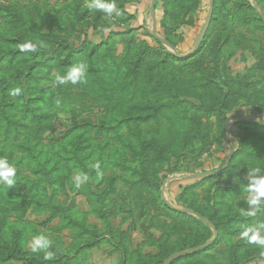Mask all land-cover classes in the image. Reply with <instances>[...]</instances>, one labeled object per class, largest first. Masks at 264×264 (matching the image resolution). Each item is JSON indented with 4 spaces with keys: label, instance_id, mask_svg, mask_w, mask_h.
<instances>
[{
    "label": "rangeland",
    "instance_id": "rangeland-1",
    "mask_svg": "<svg viewBox=\"0 0 264 264\" xmlns=\"http://www.w3.org/2000/svg\"><path fill=\"white\" fill-rule=\"evenodd\" d=\"M151 1L0 0L8 264H164L212 237L165 200L220 236L169 264L264 260V0H214L185 62L152 36ZM209 5L157 0L158 35L189 55ZM225 118L258 119L227 139ZM231 140L232 171L187 178L222 169Z\"/></svg>",
    "mask_w": 264,
    "mask_h": 264
},
{
    "label": "water",
    "instance_id": "water-1",
    "mask_svg": "<svg viewBox=\"0 0 264 264\" xmlns=\"http://www.w3.org/2000/svg\"><path fill=\"white\" fill-rule=\"evenodd\" d=\"M156 2L157 0H152L151 1V17L153 20V29H152V36L158 40L160 43H162L165 47H167L168 49H170L172 52H174L175 56L180 58V59H187V58H191L194 57L195 55H197V53L199 52L200 48L203 46V42L205 41L206 35L209 31L211 22H212V18H213V13H214V0H210V5H209V9H208V14H207V21L206 24L204 26L203 31L201 32L199 39L193 49V51L189 54V55H181L177 52L176 48L170 43L168 42L166 39L161 38L158 33H157V27H156V16H155V7H156ZM255 10L257 11V13L259 14V16L264 19V14H262L260 12V10L258 9V7L254 6ZM259 118H264V115L260 116ZM256 119H246V118H235V119H231L228 120L225 123V134H226V138L230 139V123L232 120H235L236 122H253ZM231 144H232V153L231 155L228 157L225 166L217 171H213V172H204V173H200V174H194V175H190L187 178L188 179H205V178H212L214 176L220 175L222 174L224 171H226L228 169V167L230 166V163L235 155V148H234V143L231 140ZM165 202L167 203V205L175 210L178 211L180 213L192 216L194 218H196L197 220L201 221L203 224H205L206 226H208L212 232H213V237L205 242L204 244L193 248V249H189L180 253H176L171 255L164 264H169L171 261L176 260V259H180V258H184L193 254H196L198 252H201L203 250L208 249L212 244H214L218 238V231L216 229V227L205 217L199 215L198 213L191 211V210H187V209H179L173 205H171L167 200H165ZM253 264H264V260H255L253 262Z\"/></svg>",
    "mask_w": 264,
    "mask_h": 264
},
{
    "label": "trees",
    "instance_id": "trees-1",
    "mask_svg": "<svg viewBox=\"0 0 264 264\" xmlns=\"http://www.w3.org/2000/svg\"><path fill=\"white\" fill-rule=\"evenodd\" d=\"M255 9V8H254ZM256 11V10H255ZM257 12V11H256ZM258 14V13H257ZM212 23V22H211ZM211 26V25H210ZM264 26V24L262 25V27ZM210 29V28H209ZM206 37H207V35H206ZM206 39V38H205ZM168 41V40H167ZM168 42H170V41H168ZM171 43V42H170ZM172 44V43H171ZM173 45V44H172ZM174 46V45H173ZM167 57L168 58H170L168 55H167ZM189 58H187V59H179V60H177V61H179V62H185V61H187ZM173 60H176V59H173ZM141 61V59L140 60H138V62H140ZM67 63H68V61H66ZM68 64H70V63H68ZM224 114L226 115V113L224 112ZM224 120H226V118L224 119ZM230 120V119H229ZM228 120H226L225 121V123L227 122ZM237 125H244V126H246V125H250V122H238V123H236ZM234 157H235V155H234ZM234 157H233V159H234ZM232 159V160H233ZM232 163V162H231ZM231 163H230V166L228 167V169L226 170V171H224L222 174H224V175H226V174H228L229 173V171H232V168H234V165H231ZM222 174H220V175H222ZM220 175H217V176H214V177H212V178H216V177H218V176H220ZM211 179V178H210ZM169 207V206H168ZM173 210V209H172ZM191 211H194V212H196V213H198L199 215H201V216H203V214L202 213H200V212H198V211H196V210H191ZM173 214H175V215H178V216H180V217H182V218H184V219H186V220H189V221H192V222H197L195 219H194V217H192V216H189V215H186V214H183V213H180V212H178V211H175V210H173V212H172ZM203 217H205V216H203ZM206 218V217H205ZM206 219H208V218H206ZM211 223H212V220L211 219H208ZM199 221V220H198ZM201 222V221H200ZM213 224V223H212ZM214 225V224H213ZM215 227H216V229H217V231H219L218 230V227L216 226V225H214ZM208 227V226H207ZM209 228V227H208ZM212 237H213V235H212ZM212 237H209L205 242H207V241H209ZM220 239V236H219V233H218V238H217V240H216V242L214 243V244H212L209 248H211V247H213V246H215L216 244H217V242H218V240ZM204 242V243H205ZM203 243V244H204ZM196 247H198V246H196ZM196 247H194V248H196ZM208 248V249H209ZM193 249V248H192ZM183 252V251H182ZM174 254H176V253H174ZM173 255V254H172ZM4 255L3 254H1L0 253V264H8V262L10 261V260H12V257H11V255H9V257L6 259V258H4L3 257ZM171 256V255H170ZM169 256V257H170ZM168 257V258H169ZM188 257V256H187ZM167 258V259H168ZM166 259V260H167Z\"/></svg>",
    "mask_w": 264,
    "mask_h": 264
}]
</instances>
